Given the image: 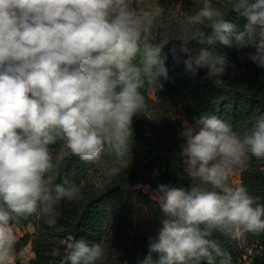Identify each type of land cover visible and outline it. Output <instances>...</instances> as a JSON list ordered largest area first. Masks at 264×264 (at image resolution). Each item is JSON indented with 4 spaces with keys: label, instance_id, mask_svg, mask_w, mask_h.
Wrapping results in <instances>:
<instances>
[{
    "label": "clouds",
    "instance_id": "clouds-1",
    "mask_svg": "<svg viewBox=\"0 0 264 264\" xmlns=\"http://www.w3.org/2000/svg\"><path fill=\"white\" fill-rule=\"evenodd\" d=\"M198 3L199 0H196ZM246 22L224 18L212 0L180 22L183 34L204 25L211 35L193 49L179 38L170 53L186 71L223 78L235 64L217 43L264 69V0H229ZM134 0H0V264H12L20 218L54 226L81 190L65 177L53 183V145L63 142L85 162L107 149L131 154L133 118L147 108L142 89H163L167 57L150 33L164 9L139 14ZM187 187L154 189L161 212L141 264H232L215 237L264 233V202L230 177L250 158L264 159V114L242 134L205 112L178 132ZM102 243L73 240L65 264H100ZM155 257V258H154Z\"/></svg>",
    "mask_w": 264,
    "mask_h": 264
},
{
    "label": "trees",
    "instance_id": "trees-1",
    "mask_svg": "<svg viewBox=\"0 0 264 264\" xmlns=\"http://www.w3.org/2000/svg\"><path fill=\"white\" fill-rule=\"evenodd\" d=\"M225 1L228 9L224 13V18L243 27L246 21L232 11L229 0ZM192 3H196V0H192ZM206 35H211L207 23L198 34L185 41L193 49H199L202 46L199 39ZM150 39L163 48L162 54L167 57L168 79L161 78L163 84L161 90L142 89L146 101L149 100L148 95L155 92L160 102L171 101L181 107L189 122L194 116L209 112L228 122L239 134L251 126L254 117L264 114V69L247 60L242 63L239 59L241 52L237 51L235 46L228 48L217 43L216 49L226 53L236 67L235 69L230 67L222 79H208L206 70H199L193 75L186 71L182 59L178 61L172 56L170 49L174 44H179V38L163 40L160 37H150ZM140 118L141 114L133 118L132 145L142 149L144 158L125 178L99 191L81 190L79 202L65 204L62 215L54 226H49L44 218L35 215L19 219L18 227L29 225L36 227L34 235H24L14 246L18 252L30 242L33 243L36 257L28 260L26 264H65L68 245L75 239L83 238L89 242L103 244L108 232L110 203L122 196L136 193L135 186L138 183L148 184L156 189L160 184L187 187L193 182V178L183 171L184 165L179 156L180 148L159 130L148 134ZM86 163L71 153L60 162L53 183L62 182L67 177L80 187L79 169ZM243 182L251 195L259 196L261 202H264V159L252 157L248 160L243 170ZM150 209L155 216L156 227L139 238L133 254L126 263L114 262L105 254L100 264H141L148 254V237L155 234L161 217L156 201H151ZM244 236L262 249L261 253L255 255L251 264H264V233H247ZM215 237L222 241L223 247L231 254L232 264H238L242 255L238 237H225L219 233H216Z\"/></svg>",
    "mask_w": 264,
    "mask_h": 264
},
{
    "label": "rangeland",
    "instance_id": "rangeland-1",
    "mask_svg": "<svg viewBox=\"0 0 264 264\" xmlns=\"http://www.w3.org/2000/svg\"><path fill=\"white\" fill-rule=\"evenodd\" d=\"M212 3L219 7L224 14L227 9L225 0H212ZM203 0L192 3V0H134L133 6L139 14L153 11L157 6L164 9L152 27L150 37H160L163 40L180 38L184 40L200 32L203 25L194 26L188 34H183L181 21L186 15L194 14ZM149 99V100H148ZM146 101L147 108L141 113V120L144 129L148 134L153 131H161L169 141L180 148L183 142L178 132L185 122H189L181 107L171 101L160 102L155 94L151 92ZM71 154L61 141L53 148L54 164L52 182L57 177L60 162ZM143 151L140 147L132 145L131 154L125 160H117L109 150H105L100 159L96 162H87L79 169L78 179L80 190L92 189L99 191L118 183L125 178L136 166L142 162ZM243 168L237 169L230 177V183L234 186L244 185ZM135 188L137 192L131 196H122L110 203V217L108 220V232L104 239L105 254L114 262L126 263V260L133 254L139 238L154 230L156 219L153 215L150 204L156 201V193L148 184L138 183ZM36 227H16L17 241L26 234L34 235ZM241 257L238 264H251L255 255L261 253V247L247 239L245 236H238ZM12 264H26L30 259L36 257L33 243L30 242L20 251H14Z\"/></svg>",
    "mask_w": 264,
    "mask_h": 264
}]
</instances>
